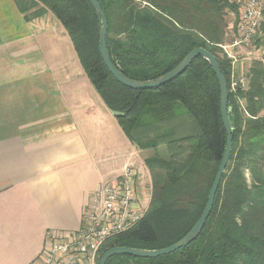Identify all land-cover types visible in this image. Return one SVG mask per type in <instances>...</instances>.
Returning <instances> with one entry per match:
<instances>
[{
	"label": "trees",
	"instance_id": "trees-1",
	"mask_svg": "<svg viewBox=\"0 0 264 264\" xmlns=\"http://www.w3.org/2000/svg\"><path fill=\"white\" fill-rule=\"evenodd\" d=\"M27 12L41 6L69 37L79 64L123 134L139 151L165 147L168 158L147 157L152 179L148 208L138 223L109 238L113 248L156 251L185 237L202 215L226 144L220 91L206 61L195 59L159 88L131 90L105 68L99 21L86 0H13ZM107 21L113 65L127 78L155 80L195 48L216 59L228 86L232 148L212 210L198 238L154 259L114 256L106 264H264V62L245 70L247 89L229 92L230 60L219 48L235 35L224 20L230 0H96ZM242 103V106L240 104Z\"/></svg>",
	"mask_w": 264,
	"mask_h": 264
},
{
	"label": "crops",
	"instance_id": "crops-1",
	"mask_svg": "<svg viewBox=\"0 0 264 264\" xmlns=\"http://www.w3.org/2000/svg\"><path fill=\"white\" fill-rule=\"evenodd\" d=\"M41 8L0 0V264H33L47 232L79 230L126 165L148 185V150L123 134L55 17L34 16Z\"/></svg>",
	"mask_w": 264,
	"mask_h": 264
},
{
	"label": "built area",
	"instance_id": "built-area-1",
	"mask_svg": "<svg viewBox=\"0 0 264 264\" xmlns=\"http://www.w3.org/2000/svg\"><path fill=\"white\" fill-rule=\"evenodd\" d=\"M236 6L230 25L235 26V35L219 46L230 60L229 92L234 94L247 89L245 63L264 62V0H244ZM243 49L248 51L241 57L238 53ZM142 181L140 171L133 164L126 165L92 195L79 230L46 233L48 244L33 264H98L101 246L145 214L150 190Z\"/></svg>",
	"mask_w": 264,
	"mask_h": 264
},
{
	"label": "water",
	"instance_id": "water-1",
	"mask_svg": "<svg viewBox=\"0 0 264 264\" xmlns=\"http://www.w3.org/2000/svg\"><path fill=\"white\" fill-rule=\"evenodd\" d=\"M91 7L93 8L98 21H99V40H98V49L100 58L110 73V75L122 86L131 89V90H149L159 88L162 85L172 81L177 76L181 75L189 66L190 64L197 58H201L208 63L210 66L216 80L218 83L219 91H220V116L221 122L226 133V144L224 153L222 156L221 163L218 167L216 175L214 177L208 200L202 215L200 216L199 220L190 230V232L183 237L180 241L176 244L162 249V250H154V251H145V250H136V249H128V248H113L105 253H103L99 259L98 264H106L107 261L114 257V256H131L134 258H141V259H154L162 256H167L170 254L175 253L176 251L180 250L191 244L195 241L198 236L200 235L206 220L208 219L210 212L213 207L214 198L221 180L222 175L225 172V168L228 164L231 148H232V127L228 116V86L225 78L221 74L219 69V65L216 59L211 55L210 52L203 48H195L193 49L183 60L182 62L176 66L173 70L168 72L167 74L151 81L139 82L135 80H131L125 77L116 67L113 65L110 55L107 50L106 44V36H107V21L101 7L99 6L96 0H86Z\"/></svg>",
	"mask_w": 264,
	"mask_h": 264
},
{
	"label": "rangeland",
	"instance_id": "rangeland-1",
	"mask_svg": "<svg viewBox=\"0 0 264 264\" xmlns=\"http://www.w3.org/2000/svg\"><path fill=\"white\" fill-rule=\"evenodd\" d=\"M242 1H244V0H230L229 3L236 6L237 2H242ZM232 14H233V12H231L228 9H226L225 15H224V20L227 23V25H231ZM230 38L232 39V36H227V39L225 40L226 43L229 42ZM247 51H248V49H243V51L240 50L239 53H238V55H240L242 57V56H244V53H246ZM251 64L252 63H250V62H249V64H247L246 70H247V68H249L251 66ZM155 155H158L159 157H161L163 159H167L168 158V154H167V151H166L165 147H160V148L156 149V151H154V150H148L144 154H142V156H144L145 158L152 157V156H155ZM147 180H148L147 187L150 189L149 196L151 198V194H152V179H151L150 174H149V178L147 177Z\"/></svg>",
	"mask_w": 264,
	"mask_h": 264
}]
</instances>
